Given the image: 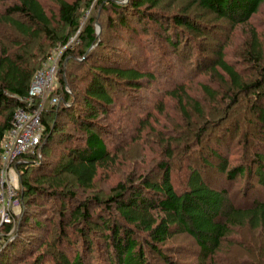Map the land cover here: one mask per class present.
Returning <instances> with one entry per match:
<instances>
[{"label": "trees", "instance_id": "16d2710c", "mask_svg": "<svg viewBox=\"0 0 264 264\" xmlns=\"http://www.w3.org/2000/svg\"><path fill=\"white\" fill-rule=\"evenodd\" d=\"M53 1L57 5L56 16H50L40 0H8L4 8L0 9V25L15 29L24 40L15 38L8 45L0 36V156L3 140L13 127L16 110L24 105L22 99L28 95L32 80L42 66L41 61L51 54V50L57 44L63 46L69 43V34L60 36L53 22L57 21L79 30L81 0ZM163 1L165 0H132L127 8L129 12L125 13L126 10L122 12L118 22L122 27L137 32L144 24L142 21L145 17L148 20H156L152 11L145 13L146 10L158 8ZM192 2L200 9L209 12L215 19L229 22L231 28L248 23L264 4V0H192ZM119 6L121 7L116 5L114 8ZM172 22L175 24L173 27L184 26L199 33L195 23L187 16L176 14ZM94 23L95 18H90L80 34L85 49L69 51L71 62H68V67L72 65V69H75L77 66L75 57L83 56L86 49L98 42ZM161 27L167 29L165 24H161ZM250 37L242 53L245 60L252 64V69L263 70V40L255 30H252ZM167 39L170 47L175 49V41L170 36H167ZM25 41L29 45H26ZM30 43L31 49L32 44L40 43L39 55L31 56L33 59L29 57ZM99 49L101 51L97 54L105 53V55L101 56L100 63L96 60L95 65H90L91 75L81 89V94L78 93L77 97L73 95L65 85V78L61 79L60 99L42 113L44 130L41 142L35 148L37 153L35 151L30 156V162L23 161L24 158L29 157L28 154L19 158L14 164V168H19L22 174L21 199L25 207L36 205L43 209L53 198L61 201L57 215L58 228L54 231L59 233L58 240L55 244L53 242L47 244V246L52 245L50 262L46 261L47 254L40 252L33 264H152L149 262L148 251H153L167 260L168 255L163 245L182 233H187L195 240L199 249V264H211L215 261V255L221 250L223 242L231 237L235 228L248 227L264 233V201L255 200L246 207H238L229 200L226 189L212 187L208 182V175H203L193 166L187 167L186 189L180 192L176 188L171 169L176 152L172 145L174 143L184 145V141L190 139L189 136L170 137L167 140V160L160 162L159 176L144 174L136 176L134 173L117 182L112 195L106 200L94 197L83 202L74 191L68 190L65 176L74 177L80 188H93L99 169L111 168L117 162L120 151L116 146L112 149L109 147L111 138L107 136L113 137L116 130L119 131V126L115 124L119 123L120 119L114 116V119L109 121L114 128L111 131L110 128L103 130L97 122L101 115L110 119L112 114L110 107L116 101L113 90L115 92L129 88L138 90L142 87L143 80L153 82L156 79L153 72L141 71L137 66L128 64L123 58L118 59L113 54L110 56L102 46ZM214 54L215 59L204 70L215 77L218 76L222 84H228L230 87L225 95L216 92L207 84L201 85L203 91L213 101L217 100L219 106L227 100L231 105H235L238 96L242 94L251 96L257 103L254 112L259 127L254 134L248 133L249 138L244 141L245 152L241 163L232 165L229 158L214 147L210 150L211 158L205 159L204 164L208 168L216 167L221 173H226L228 180L243 176L245 189L249 186L248 181L253 173L258 184L264 187V150L256 146L252 149L249 146L252 138L256 141L264 140V105L260 104L261 97L264 96L261 95L264 81L256 78L247 80L244 73L225 59L223 48L219 47ZM68 56L65 55V58ZM34 57L38 58V62ZM66 70L64 69L61 74L64 75ZM167 95L175 98L181 105L185 119L190 122V127L187 126V129L192 127L188 134L194 133L198 139L197 144L201 142L202 133L208 130L202 127L196 128L193 118L190 119V109L204 119L201 103L187 94L182 83L168 90ZM222 108L220 107L221 113ZM228 113L224 115L228 116ZM142 123L146 122H141V126ZM70 125H73L76 131L71 132V129L67 128ZM61 126H65L64 129L68 130L61 131L59 128ZM241 129V123L234 126L236 134H239ZM52 144L56 148L53 152H45L49 155L48 159L53 153H58L60 157L50 162L47 160L43 162L45 156L43 157L41 152L43 149L48 150ZM211 159L212 161L217 159L219 162L214 164ZM30 167L47 169L49 173L43 172L36 179L25 178ZM90 203L101 207L100 213L91 212L90 207L93 205H89ZM30 216L33 215L25 209L23 224L22 222L20 224L23 228L22 232L18 231L16 236L11 238L6 234L9 240L0 251V264L20 261L32 255L37 245L44 244L41 236L44 232L43 222L30 219ZM86 221L87 224H92L100 230L105 239L104 245H94L91 241L84 240L82 236H88L93 232V229L87 230V225L86 230L82 228ZM12 228L10 223L1 225V230L5 229L7 233ZM69 229H74L77 234L82 235V238L72 236Z\"/></svg>", "mask_w": 264, "mask_h": 264}, {"label": "rangeland", "instance_id": "374dc122", "mask_svg": "<svg viewBox=\"0 0 264 264\" xmlns=\"http://www.w3.org/2000/svg\"><path fill=\"white\" fill-rule=\"evenodd\" d=\"M40 1L50 16L58 14L57 5L53 0ZM131 1L81 0L82 7L78 18V24L80 25L78 31L66 24H61L57 21L53 22L60 36L69 34L70 37L68 44L63 46L62 44H57L51 50V54L44 61H41L42 66L39 71L43 67L55 66L56 75L47 98L41 104L43 111L48 110L52 106L54 97L60 99L62 78H65V85L73 95L77 97L78 93L81 94V89L86 85L85 83L91 75L89 74L91 72L90 65H95L96 60L100 63L102 61L101 56L105 55V53L97 54L102 49H99L100 46L106 48V52L110 56L113 54L118 59L123 58L124 61L127 60L128 64L137 66L141 71H151L156 76L153 82L146 79L143 80L142 87L138 90L130 88L116 92L113 90V93L116 94V101L110 107L112 111L110 119L101 115L97 122H99L100 127H103V130L110 128L111 131L114 128L112 127V122L110 124L109 121L113 120L114 116L120 119L119 123L115 124V126H119V131L116 130L113 137L111 135L107 136L109 139L111 138L109 147L112 149L116 146L120 151L117 162L111 168L99 169V174L92 186L93 188H80L76 184L74 177L65 176L68 181V190L74 191L79 200L83 202L94 197L106 200L112 195L113 188L117 182L126 179L134 173L136 176L140 174L152 177L159 176L161 172L159 164L167 160V140L170 137L189 136L190 139L185 140L184 145L176 143L172 145L173 150L176 152L172 161V178L174 185L180 192L187 187V167L193 166L196 169L198 168L203 175H208V182L212 187L226 189L228 198L234 205L246 207L255 200L263 202L264 187L258 184L253 173L248 181L249 186L245 189V178L243 176L228 180L226 173H221L216 167H213V169L208 168L204 164L205 159L209 160L211 158L209 157L210 150L214 147L223 152L232 165L242 162L245 152L244 141L249 138L248 133L254 134L259 127L254 112L255 106H257L256 101L251 96L242 94L238 96L235 105H231L227 100V102H222L219 106V103L216 102L217 100L213 101L205 94L201 85L207 84L223 95L227 93L230 87L228 84H222L218 76L215 77L212 73L204 70L215 59L216 55L214 52L219 47L223 48L225 59L244 73L247 80L251 81L256 78L264 81V69H252V64L245 60L242 53L245 44L251 39L252 30H255L257 35L261 37L264 47V4L248 23L231 28L229 22L215 19L209 12L193 4L192 0H165L158 8L147 9L145 12L150 13L152 11L151 13L154 14L156 20H148L145 17L142 21L144 23L142 27H139L137 32H133L129 28L122 27L118 22L119 16L123 14L122 12L125 10V13L129 12L127 8H129ZM7 2L8 0H0V9L4 8ZM116 5H121V7L114 8ZM176 14L189 17L191 22L195 23L199 33L195 30L186 29L184 26L173 27L175 26L172 22L173 16ZM92 17L95 18L94 25H96L98 42L91 48L86 49V53L83 56L75 57L77 66L72 69V65L68 67V62L70 61L68 53L71 49L76 51L85 49V43L81 41L80 34ZM161 24H165L167 29L161 27ZM98 25H100V32H98ZM0 36L8 45L15 38L22 40L15 29L5 25H0ZM167 36H170L175 41V49L170 47ZM98 43H101V45L97 46ZM26 45H29V43H26ZM39 46L40 43L32 44L31 49L30 43L28 51L31 59H33L31 56L39 55ZM65 55L68 57L65 58ZM34 60L38 62V58L34 57ZM64 69L67 70L63 75L61 73ZM181 83L186 88L187 94L201 103L202 111L206 115H204L203 119L190 109V119L193 118L192 121L196 124V128L202 127V129L205 130L206 128L208 130L202 133L203 138L198 144L195 134H188L192 127L187 129L190 127V122L185 119L181 105L178 104L175 98L167 95L168 90L174 89V86ZM261 92L263 96L264 82ZM261 98L260 104L264 105V96ZM223 104L226 105L223 106ZM220 107H223L222 113ZM226 108L227 110H225ZM226 112H229L228 116L224 115ZM143 121L146 123H142L141 126ZM238 123L242 125L240 135L234 132V126ZM64 127L61 126L59 128L61 131L68 130L64 129ZM67 128L71 129V132L76 131L73 125ZM54 146L52 144L48 150L43 149L41 152L42 156H45L43 162L45 160L50 162L60 157L58 153H53L48 159L49 155L45 154L47 151L53 152L56 148ZM249 146L252 149L256 146L260 150H264V140L256 141L252 138ZM35 151L37 153V149H34L29 154V157L24 158L23 161L26 163L30 162V156ZM212 162L217 164L219 161L213 159ZM48 171L47 169L41 170L38 167H30L25 178L36 179L43 172L49 173ZM14 173L17 176V194L10 199L11 212H13L10 224L13 228L9 233L5 229L2 231L0 222V251L9 238L16 236L18 231L22 232L23 228L20 224L25 209L29 210V213L33 215L29 217L30 219L43 222L44 232L43 235L40 234L44 244L41 246L37 245L33 249L32 255L15 263L8 261L5 264H33L40 252L46 253V261L50 262L52 245L47 246V244L49 242L55 244V241L57 242L58 240L59 233L54 231L58 228L57 215L58 209L61 207V201L53 198L45 204L43 209L36 205L25 207L26 205L21 199L22 174L19 168H14ZM5 187H1L0 181V196L4 195V199L9 201L8 194L4 190ZM1 205L0 208H2ZM89 205L92 206L93 204L90 203ZM90 211L100 213L101 207L93 205L90 207ZM52 217L55 218L49 221ZM86 225L87 230L93 229V232L88 236L79 235L74 229H69V232L72 236H77L78 238L82 236L86 242L91 241L94 245H104L105 239L101 235L100 230L92 224H87V221L82 225L84 230H86ZM27 228L31 229L29 226ZM6 234H8L9 238ZM163 249L168 255L167 260L147 249L149 262L152 264H199L198 246L195 240L187 233L174 236L163 245ZM220 249L215 255V261L211 264H264V233L259 230H251L248 227L243 229L235 228L231 237L223 242Z\"/></svg>", "mask_w": 264, "mask_h": 264}, {"label": "built area", "instance_id": "2783aa9c", "mask_svg": "<svg viewBox=\"0 0 264 264\" xmlns=\"http://www.w3.org/2000/svg\"><path fill=\"white\" fill-rule=\"evenodd\" d=\"M55 66L43 67L32 80L28 89V95L22 99L23 106H19L13 118V127L3 140L1 152V187H5L9 201L0 196V222L11 223L13 212H11L10 199L16 196L17 176L14 173V164L24 155H28L40 144L44 124H42L43 107L42 102L47 98L49 90L55 79ZM53 103L58 98L52 99Z\"/></svg>", "mask_w": 264, "mask_h": 264}, {"label": "water", "instance_id": "95a60500", "mask_svg": "<svg viewBox=\"0 0 264 264\" xmlns=\"http://www.w3.org/2000/svg\"><path fill=\"white\" fill-rule=\"evenodd\" d=\"M98 32H100V25H98Z\"/></svg>", "mask_w": 264, "mask_h": 264}]
</instances>
